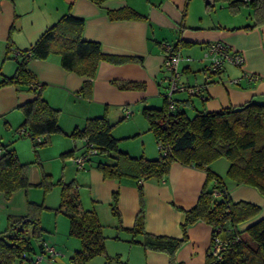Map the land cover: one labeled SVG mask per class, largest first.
Instances as JSON below:
<instances>
[{"label": "crops", "instance_id": "0c3cea01", "mask_svg": "<svg viewBox=\"0 0 264 264\" xmlns=\"http://www.w3.org/2000/svg\"><path fill=\"white\" fill-rule=\"evenodd\" d=\"M220 3L222 9L211 10L206 8L204 0H104L100 5L91 0H0V80L15 71V51L28 49L67 11L84 19L83 38L98 41L103 53L140 58L123 63L100 60L92 78L62 67L58 55L31 59L28 67L43 83V98L51 107L59 109L61 129L50 134L47 142L36 149L28 135L18 133L23 120L18 105L34 98L36 91L14 84L0 87V144H8L20 162L28 163L27 177L31 185H39L46 175V190L51 191L52 197L60 200L62 183L72 182L80 207L93 210L102 225L104 253L88 258L85 264H104L108 259L111 264H169L166 252L144 247L141 235H134L127 228L133 226L142 208L145 231L181 237L184 220L181 209L195 204L204 183V170L176 161L171 163L163 180L138 182L104 177L96 167L97 160L103 157L92 155L81 168L71 159L80 155L86 144L84 139L72 138L69 133L74 127L82 126L87 118L102 114L113 124L111 133L118 139V149L133 156H158V144L148 129L142 109L164 104L168 74L163 66L164 44L178 46L182 56L180 81L201 88L203 97L185 91L174 94L179 107L188 115L201 108L214 111L249 100L264 103V24L245 27L253 21L250 7L245 6V11L241 10L242 6L232 10L226 2ZM125 7H131L145 18H110L107 14L108 10ZM210 42H221L237 51L242 56L241 64L225 63L220 71L207 78L203 69ZM85 79L90 81L86 94L79 91ZM126 109L129 115L125 114ZM44 162H51L50 166L61 162L58 178ZM114 194L115 207H112ZM230 196L233 200L244 199L260 205L258 217L264 216V196L254 187L230 186ZM9 214L24 213L11 211L5 219ZM63 226L62 237L57 236L56 228L52 236L42 234L41 241L49 243L58 253L52 260L46 257L37 264H72L70 257L80 249L81 241L75 235V238H63ZM186 234V241L175 252L176 261L204 264L206 253L211 249L212 227L197 221L187 227ZM33 243L32 257L40 252L37 251L40 242Z\"/></svg>", "mask_w": 264, "mask_h": 264}, {"label": "trees", "instance_id": "16d2710c", "mask_svg": "<svg viewBox=\"0 0 264 264\" xmlns=\"http://www.w3.org/2000/svg\"><path fill=\"white\" fill-rule=\"evenodd\" d=\"M91 1L100 5L104 0ZM215 2H226L232 10L243 5L250 7L253 21L245 27L264 24V0H209L206 8L211 9ZM107 14L110 18H145L131 7L108 10ZM83 25V18L67 11L28 49L15 51V71L0 80V87L14 84L36 91L34 98L18 105L23 113L20 128L28 131L34 149L45 144L50 134L61 129L59 109L51 107L43 98V83L28 67L31 59L58 55L62 67L90 78L95 75L100 60L113 63L140 60L138 57L103 53L98 41L83 38ZM172 46L178 50L177 44ZM10 47L8 42V49ZM89 87L90 81L85 79L79 91L86 94ZM142 113L158 144L159 153L154 158L133 156L118 149V139L111 133L113 124L105 114L87 118L82 126L74 127L69 136L84 139L85 146L91 144L97 148L95 156L103 158L97 160L96 167L107 178L160 181L167 176L174 161L202 169L206 176L195 204L181 209L184 213L181 237L145 231L142 208L133 226L127 229L134 235H141L140 242L144 247L166 252L169 264H181L176 261L175 252L187 239V227L203 221L212 227L211 243L214 237L223 242L217 254L209 249L204 264H264V216L258 217L261 207L244 199L233 200L230 196V186L234 185L252 186L264 196V103L249 100L214 111L201 108L190 116L178 102L175 110H169L164 99L161 107H144ZM37 136L40 141L36 140ZM0 150V192L9 198L16 190L31 185L27 177L28 163L20 162L8 144H0ZM222 157L228 161L226 178L211 167ZM45 177L43 175L39 185H45ZM138 188L142 203L140 183ZM115 200L114 194L112 207H115ZM38 208L36 203L27 201L25 214L7 216L8 226L0 232V264L31 263L35 254L33 241L40 242L37 251H42L43 228L39 223ZM62 209L69 216L70 233L81 241L80 249L70 257L72 264H85L88 258L104 253L102 225L93 210L80 207L76 186L72 182L61 185L57 210ZM246 222L249 224L240 228ZM104 264L111 263L108 259Z\"/></svg>", "mask_w": 264, "mask_h": 264}, {"label": "built area", "instance_id": "2783aa9c", "mask_svg": "<svg viewBox=\"0 0 264 264\" xmlns=\"http://www.w3.org/2000/svg\"><path fill=\"white\" fill-rule=\"evenodd\" d=\"M164 59L163 66L168 71L166 76V90H165V99L167 100V106L169 110H175L177 108V100L174 97L175 92L185 91L188 94H196L201 97L202 92L200 86H190L180 81V70L179 64L182 56L179 50H175L172 45L164 44ZM205 57L207 63L204 65V74L208 78L212 74L220 71L225 63H230L233 65H240L242 62V56L235 50H231L226 44L221 42H210L207 45ZM191 59V57H188ZM129 110L126 109V115H129ZM19 134L28 135V131L24 128L18 130ZM37 141H40V137H36ZM98 153L96 147L91 144H87L84 147L82 153L78 156L71 157L74 163L79 167H84L87 160L92 155ZM1 154V150H0ZM217 194V191H214ZM223 247V242L214 237L213 244L211 249L214 253H218ZM58 252L53 246L47 242H43L42 251L33 256V260L29 264H37L40 260L48 257L49 260H52L53 256Z\"/></svg>", "mask_w": 264, "mask_h": 264}, {"label": "rangeland", "instance_id": "374dc122", "mask_svg": "<svg viewBox=\"0 0 264 264\" xmlns=\"http://www.w3.org/2000/svg\"><path fill=\"white\" fill-rule=\"evenodd\" d=\"M221 6H223V4H221L220 2H215V5L214 7H211V10H219ZM246 8L247 7L242 6L241 10L243 9L242 11H245ZM50 163L51 162H44V165L47 168L51 167L56 173V177L58 178L61 172V162L60 164L58 162H55L52 166H50ZM227 165H228V161L222 157L214 161L211 164V167L214 168L217 171V173H220L225 178V172H226L225 169L227 168ZM15 192H13V194L11 195L12 197L10 196L11 198L10 197L6 198L4 195L3 197L0 192V232L1 230L5 229L8 226L7 218L5 219L6 214L11 211L21 212L25 214L27 212V200L30 198L29 200L31 199L36 200L34 203L39 205L37 213L39 217V223L43 228L42 230L43 235L52 236V233H55V228H56L57 236L62 237V233H61L62 231H60V229L62 228L63 224H65L63 226V228L65 227V235H63V238H75L73 234H69V226H70L69 216L66 213H64L63 209L57 210L60 200L58 199V197L56 196L54 197V195L52 197L51 191L46 190V185L32 184L29 185L27 188L18 189L17 192L16 193ZM26 198L28 199L26 200ZM67 244L69 248L72 247L70 240L68 241ZM61 248L65 251V247H61Z\"/></svg>", "mask_w": 264, "mask_h": 264}, {"label": "water", "instance_id": "95a60500", "mask_svg": "<svg viewBox=\"0 0 264 264\" xmlns=\"http://www.w3.org/2000/svg\"><path fill=\"white\" fill-rule=\"evenodd\" d=\"M209 2V0H205V3H208Z\"/></svg>", "mask_w": 264, "mask_h": 264}]
</instances>
